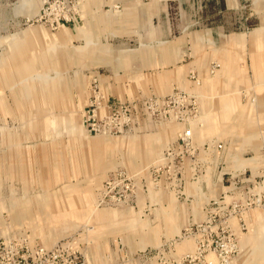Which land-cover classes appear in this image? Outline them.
I'll use <instances>...</instances> for the list:
<instances>
[{"label": "rangeland", "instance_id": "1", "mask_svg": "<svg viewBox=\"0 0 264 264\" xmlns=\"http://www.w3.org/2000/svg\"><path fill=\"white\" fill-rule=\"evenodd\" d=\"M133 3L0 0V257L264 264V0H244L235 28L221 20L244 36L239 61L176 86L154 85L160 70L139 58L169 27L219 21L203 0Z\"/></svg>", "mask_w": 264, "mask_h": 264}, {"label": "crops", "instance_id": "2", "mask_svg": "<svg viewBox=\"0 0 264 264\" xmlns=\"http://www.w3.org/2000/svg\"><path fill=\"white\" fill-rule=\"evenodd\" d=\"M132 1L145 7L151 4L160 6L162 2V0H156L154 3H145L143 0ZM243 2L244 0H203L199 6L202 8L201 17L206 21L218 20L219 23L195 30L191 29L194 26L192 23L179 36L176 34L177 28L169 27L170 37L173 38L165 43L166 47L155 54V58L149 60L140 57L138 68L160 70L154 75V85L176 86L185 84L186 71L192 67L206 66L208 62L219 59L239 61L236 55L242 52L241 43L244 36L235 31H228L227 25L221 24V20H225L229 15L235 28L242 20L240 12ZM159 11L161 12L160 8L154 15L156 21L161 17ZM151 78L153 80V77Z\"/></svg>", "mask_w": 264, "mask_h": 264}, {"label": "built area", "instance_id": "3", "mask_svg": "<svg viewBox=\"0 0 264 264\" xmlns=\"http://www.w3.org/2000/svg\"><path fill=\"white\" fill-rule=\"evenodd\" d=\"M219 65L216 63H212L211 68L212 70H215L218 68ZM181 93H176L173 95H170L168 97L158 99V102L163 106H169L171 104H175L177 100L181 98ZM193 98L194 97H190ZM98 97H95V100L91 103L92 107V113L93 116L97 115V111L100 108V102L98 101ZM195 102V101H194ZM192 139V130L191 128H188L183 131L181 135L180 141L184 144H187L189 140ZM7 243H0V249L2 246H7L9 244ZM62 255L52 249H46L45 247L42 248H36L33 251V255H24L20 254L18 250L14 249L10 246V249H7L4 253V256L0 257V264H57L60 263ZM71 264H84L82 261L75 258Z\"/></svg>", "mask_w": 264, "mask_h": 264}]
</instances>
